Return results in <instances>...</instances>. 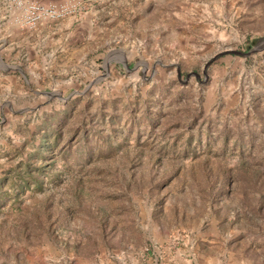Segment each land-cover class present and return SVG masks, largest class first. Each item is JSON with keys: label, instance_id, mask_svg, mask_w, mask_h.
Segmentation results:
<instances>
[{"label": "rangeland", "instance_id": "1", "mask_svg": "<svg viewBox=\"0 0 264 264\" xmlns=\"http://www.w3.org/2000/svg\"><path fill=\"white\" fill-rule=\"evenodd\" d=\"M0 0V264H264V0Z\"/></svg>", "mask_w": 264, "mask_h": 264}, {"label": "built area", "instance_id": "2", "mask_svg": "<svg viewBox=\"0 0 264 264\" xmlns=\"http://www.w3.org/2000/svg\"><path fill=\"white\" fill-rule=\"evenodd\" d=\"M18 7L24 8L25 22L29 26H35L38 22L47 19L55 18L64 12L62 8L57 6H46L37 2H23V0H16Z\"/></svg>", "mask_w": 264, "mask_h": 264}]
</instances>
